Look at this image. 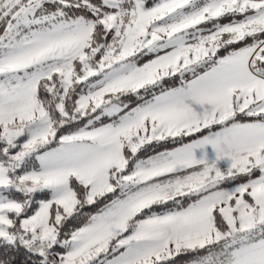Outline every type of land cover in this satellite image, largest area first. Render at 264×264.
<instances>
[{
	"label": "snow or ice",
	"instance_id": "obj_1",
	"mask_svg": "<svg viewBox=\"0 0 264 264\" xmlns=\"http://www.w3.org/2000/svg\"><path fill=\"white\" fill-rule=\"evenodd\" d=\"M0 264H264V0H0Z\"/></svg>",
	"mask_w": 264,
	"mask_h": 264
}]
</instances>
